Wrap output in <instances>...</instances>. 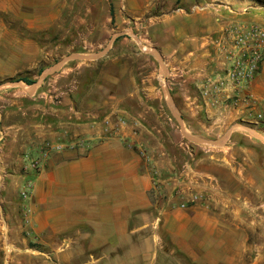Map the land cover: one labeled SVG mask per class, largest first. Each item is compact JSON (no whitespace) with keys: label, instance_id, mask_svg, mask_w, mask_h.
<instances>
[{"label":"crops","instance_id":"0c3cea01","mask_svg":"<svg viewBox=\"0 0 264 264\" xmlns=\"http://www.w3.org/2000/svg\"><path fill=\"white\" fill-rule=\"evenodd\" d=\"M235 23L264 28V5L251 0H0V28L14 32L9 43L16 45L36 46L29 36L37 34H44L45 44L96 39L111 45L106 58L122 62L129 56L116 50L133 42L129 32L143 29L142 41L173 71L167 72L174 78L168 90L171 114L176 110L195 133L224 135L222 145L205 150L190 180L189 187L205 195V202L181 209L183 199L173 183L179 173L169 154L152 137L118 122L154 119L143 94L152 100L159 96L155 73L123 67L111 74L105 68L98 96L83 99L82 106L62 90V106L52 110L55 122L45 138L89 143L44 162L31 197L37 231L51 229L59 236L72 231L71 242L89 254L83 264H181L173 257L176 251L197 264H222L225 254L264 252V244L250 240L264 231V61L247 90L222 94L218 105L202 96L208 78L225 75L215 42ZM124 77L133 84L122 91ZM227 96L251 97L256 108L225 107ZM249 114L251 127L238 128ZM108 120L118 131H103L101 124Z\"/></svg>","mask_w":264,"mask_h":264},{"label":"rangeland","instance_id":"374dc122","mask_svg":"<svg viewBox=\"0 0 264 264\" xmlns=\"http://www.w3.org/2000/svg\"><path fill=\"white\" fill-rule=\"evenodd\" d=\"M251 1L264 5V0ZM129 33L133 36V42L130 45H121L116 50L118 54H128L129 58L114 62L106 58L111 45L107 47L104 44H96V39H82L74 44H71L70 39L45 44L44 34H37L29 36V39L37 42L36 46L16 45L9 43L14 42V32L9 35L7 29L0 28V264L87 263L89 254L79 252L78 245L71 242L72 231L59 236V231L36 230L31 197L35 180L41 173L44 162L64 150L84 148L77 143L79 140H88L77 138L70 142H59V139L45 138L49 125L55 122L52 110L62 106L63 94L70 96L81 106L83 99L98 96L96 85L103 84V69L107 68L111 74H118L123 67L136 73L140 70L155 73L154 85L159 96L152 100L143 94L145 103L153 111L154 119H121L118 122H126L121 126H131L134 133L142 132L148 139L152 137L151 141L160 144L169 154L176 172L179 173L187 163H191L196 169V164L205 150L217 147L196 144L188 140L187 136L209 142L221 141L220 145L223 144L224 135L217 136L216 131L209 136L195 133L176 110L174 116L171 114L167 107V102L171 101L168 90L172 87L174 78L172 74L167 77L169 67L154 48L142 41V37H146L143 29ZM76 56L86 59H72ZM65 59H68L67 62L57 68ZM170 71L173 72L169 68ZM24 79L33 84H27L22 81ZM131 81L130 77H124L120 85L122 91L131 87ZM62 90L66 92L62 94ZM128 102L132 104L135 100ZM247 119L236 124L238 128L248 130L247 128L251 127L248 123L254 119L252 116ZM109 123L108 120L101 124L104 132L108 133L110 127L112 131H118V125ZM135 123L138 126H135ZM185 142L194 150L193 159L184 149ZM47 145L53 148L63 145L64 149L48 151L45 156L43 147ZM142 149L146 150L144 146ZM14 182L15 186L12 184ZM29 183L30 190L27 187ZM25 189L28 190L27 198L22 194ZM260 232L263 234L250 238L251 242L264 244V231ZM64 239L65 245L62 244ZM83 248L86 249L87 246L84 245ZM173 257L181 264H197L188 255L178 251ZM222 264H264V252L252 248L243 253L225 254Z\"/></svg>","mask_w":264,"mask_h":264},{"label":"built area","instance_id":"2783aa9c","mask_svg":"<svg viewBox=\"0 0 264 264\" xmlns=\"http://www.w3.org/2000/svg\"><path fill=\"white\" fill-rule=\"evenodd\" d=\"M215 46L225 75L223 77L208 78L202 86V96L212 99L213 103L218 105L222 94L231 91L247 90L257 77L264 61V28L247 23L231 24L223 30V35L216 40ZM225 100L232 101L230 103L226 101L225 107H228L229 104L236 108L244 105L245 108L250 109L254 108L257 104L256 101H253L248 96H227ZM249 117H251L250 114ZM258 118L262 119L263 115H258ZM120 123L126 124L123 121ZM135 126H138V124L135 123ZM87 144L88 140L85 139L79 140L77 143L80 147H85ZM183 145L191 159H193L195 156L193 148L190 147L188 142H185ZM55 149L62 151L64 146L59 145L53 148L47 145L43 147V150L46 151L44 155L46 156L48 151ZM140 151L142 156H147L145 150L141 149ZM193 172L194 168L192 164L187 163L173 182L174 192L183 199V202L179 206L181 209H187L189 204L195 205L203 202L204 195L189 187L190 182H192L190 180ZM27 187L30 190L31 184L29 183ZM28 190L25 189L23 191L24 198L28 197Z\"/></svg>","mask_w":264,"mask_h":264},{"label":"water","instance_id":"95a60500","mask_svg":"<svg viewBox=\"0 0 264 264\" xmlns=\"http://www.w3.org/2000/svg\"><path fill=\"white\" fill-rule=\"evenodd\" d=\"M72 59H86L85 57H81V56H76V57H72ZM68 59L63 60L58 66L57 68L63 66L65 64V62H67ZM187 139L190 140L191 142H194L196 144H207V145H213V146H219L221 144V141H217V142H209L206 141L204 139H199V138H195V137H190L187 136Z\"/></svg>","mask_w":264,"mask_h":264},{"label":"trees","instance_id":"16d2710c","mask_svg":"<svg viewBox=\"0 0 264 264\" xmlns=\"http://www.w3.org/2000/svg\"><path fill=\"white\" fill-rule=\"evenodd\" d=\"M22 81H24V82H26L27 84H29V85H31V84H33V82H31V81H28V80H22Z\"/></svg>","mask_w":264,"mask_h":264}]
</instances>
